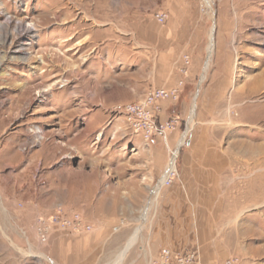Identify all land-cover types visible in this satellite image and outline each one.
<instances>
[{"label":"rangeland","instance_id":"obj_1","mask_svg":"<svg viewBox=\"0 0 264 264\" xmlns=\"http://www.w3.org/2000/svg\"><path fill=\"white\" fill-rule=\"evenodd\" d=\"M263 71L264 0H0V264H53L35 225L57 206L127 239L141 226L133 254L162 221L264 264ZM178 84L159 101L179 118L166 139L116 108ZM196 175L223 182L184 184Z\"/></svg>","mask_w":264,"mask_h":264},{"label":"crops","instance_id":"obj_2","mask_svg":"<svg viewBox=\"0 0 264 264\" xmlns=\"http://www.w3.org/2000/svg\"><path fill=\"white\" fill-rule=\"evenodd\" d=\"M156 138L154 137V139ZM184 180V184L187 186H204L210 182L212 185H221L223 182L222 180L211 181L200 175ZM126 234V231L120 229L116 231L111 223H106L104 226L93 225L89 231L54 233L47 244L55 255L53 264H110L123 247L121 244L127 239ZM149 235L148 246L134 251V254L129 248L128 251L131 250L130 253H132L128 257H124L123 263L120 264H147V255L156 256L164 247L170 248L175 253L196 250L198 257L192 264H224L227 259H231L219 252L214 232L212 233L209 228L195 231L192 227L187 229L165 227L162 225V221H159Z\"/></svg>","mask_w":264,"mask_h":264},{"label":"built area","instance_id":"obj_3","mask_svg":"<svg viewBox=\"0 0 264 264\" xmlns=\"http://www.w3.org/2000/svg\"><path fill=\"white\" fill-rule=\"evenodd\" d=\"M156 19L164 22L165 13H157ZM185 62L188 63V56H185ZM179 84H182L180 82ZM179 84L171 88L151 89L143 99L131 103L118 104L116 108L123 113L128 123L133 129L140 133L145 140L159 136L166 139L168 131L175 128L178 123V116H172L168 119L159 118L161 107L160 100H176L180 92ZM176 158L174 150L169 155L166 167L161 173L157 184L159 192L166 186H169L177 176ZM173 160L172 167L169 162ZM155 189V188H154ZM92 225L84 221L79 212H66L62 206L55 207L53 213L48 217H40L35 225V235L39 242L47 243L52 233L57 231H78L90 230ZM198 253L196 250H188L180 253L173 252L170 248L164 247L158 255L150 256L147 264H192L196 261ZM234 258L227 259L224 264L235 262Z\"/></svg>","mask_w":264,"mask_h":264},{"label":"bare ground","instance_id":"obj_4","mask_svg":"<svg viewBox=\"0 0 264 264\" xmlns=\"http://www.w3.org/2000/svg\"><path fill=\"white\" fill-rule=\"evenodd\" d=\"M206 2L208 3V0H206ZM27 30L30 31L29 28H28ZM213 30H214V29L211 30L210 35H209V38H210V43H209V45H208V53H209V55L211 54V52H212V50H213V47H214ZM207 67H208V60H207V62H206L205 65H204L203 74L201 75V78H202V79H203L204 76H205L204 73H205ZM260 76H261V80H260V86H259V87L264 88V71L261 73ZM194 107H195V105L193 104V105H192V111H191V113H190V114H191V115H190V120H192V118H193ZM263 125H264V120H263ZM182 141H183V140L181 139V140H180V143H182ZM174 153H175V156H176V154H177V149L174 151ZM172 163H173V160H171V161L169 162V166H170V167H172ZM156 189L158 190V187H156ZM158 191H159V190H158ZM149 206H150V205H149ZM149 206L145 209V211H144V213H143V217H142L143 220L146 218V215H147V211H148V209H149ZM140 229H141V226L137 227V228L135 229V231L133 232V234L127 239V242L125 243L123 249H122V250L119 252V254L116 256V258H115L113 264H119V262H121V260H122V258H123V256H124V253L126 252V250H127V249H128L133 243H135V241H136V239H137V236H138V234H139Z\"/></svg>","mask_w":264,"mask_h":264}]
</instances>
